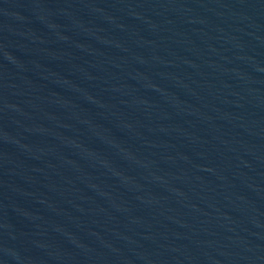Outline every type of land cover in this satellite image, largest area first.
I'll list each match as a JSON object with an SVG mask.
<instances>
[{"label":"water","instance_id":"obj_1","mask_svg":"<svg viewBox=\"0 0 264 264\" xmlns=\"http://www.w3.org/2000/svg\"><path fill=\"white\" fill-rule=\"evenodd\" d=\"M0 264H264V0H0Z\"/></svg>","mask_w":264,"mask_h":264}]
</instances>
